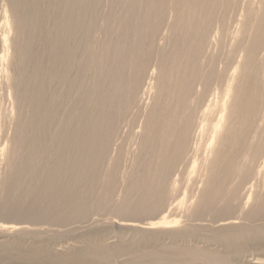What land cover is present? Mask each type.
Instances as JSON below:
<instances>
[{
	"label": "bare ground",
	"instance_id": "1",
	"mask_svg": "<svg viewBox=\"0 0 264 264\" xmlns=\"http://www.w3.org/2000/svg\"><path fill=\"white\" fill-rule=\"evenodd\" d=\"M0 252L264 264V0H0Z\"/></svg>",
	"mask_w": 264,
	"mask_h": 264
},
{
	"label": "rangeland",
	"instance_id": "2",
	"mask_svg": "<svg viewBox=\"0 0 264 264\" xmlns=\"http://www.w3.org/2000/svg\"><path fill=\"white\" fill-rule=\"evenodd\" d=\"M91 223H92V221H91ZM88 224H90V221L88 222ZM83 228H80L79 230H77V232H76V235H79V234H81V233H83L85 230H87L86 228H84L83 229V232L81 231ZM73 239L74 237H73V235H71L70 237H68V238H66L67 240H69V239ZM111 240H114V238H112ZM59 248H61L60 246H59ZM257 249H253V251L252 252H250L247 256H246V261H251V262H256L257 261V259H255V257L259 254V250H257ZM254 252H255V255H254ZM256 252H257V254H256ZM262 253V252H261ZM260 253V254H261ZM0 258L2 259V253L0 252ZM250 259V260H249ZM254 260V261H253ZM4 261V260H3ZM2 261L0 260V263H1ZM1 264H4L3 262L1 263ZM5 264H9L8 262H5ZM11 264V263H10Z\"/></svg>",
	"mask_w": 264,
	"mask_h": 264
}]
</instances>
